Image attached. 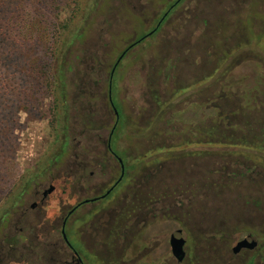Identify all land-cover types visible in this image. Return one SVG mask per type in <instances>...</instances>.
Wrapping results in <instances>:
<instances>
[{
	"label": "rangeland",
	"instance_id": "rangeland-1",
	"mask_svg": "<svg viewBox=\"0 0 264 264\" xmlns=\"http://www.w3.org/2000/svg\"><path fill=\"white\" fill-rule=\"evenodd\" d=\"M175 1L0 0V218L29 177L63 173L77 164L78 144L107 137L111 75L124 162L164 161L174 177L166 190L186 193L183 207L197 223L242 235L264 225L255 207L264 205V0H185L114 68ZM216 58L224 85L243 97L241 121L255 125L240 136L244 146L209 145L205 135ZM84 96L92 101L82 110ZM173 143L186 146L156 151Z\"/></svg>",
	"mask_w": 264,
	"mask_h": 264
},
{
	"label": "flooded vegetation",
	"instance_id": "flooded-vegetation-1",
	"mask_svg": "<svg viewBox=\"0 0 264 264\" xmlns=\"http://www.w3.org/2000/svg\"><path fill=\"white\" fill-rule=\"evenodd\" d=\"M85 87L86 95L92 86ZM85 99L82 110L92 101ZM107 101L114 123L104 140L97 135L96 142L78 144L76 165L29 177L20 187L15 206L0 218V264H264L263 224L242 235L226 223H197L196 213L183 207L186 193L166 190L174 177L164 161L124 162L116 150L120 120L110 86ZM166 146L186 145L156 151ZM255 204L264 212L262 201ZM243 241L247 245L238 247Z\"/></svg>",
	"mask_w": 264,
	"mask_h": 264
},
{
	"label": "trees",
	"instance_id": "trees-1",
	"mask_svg": "<svg viewBox=\"0 0 264 264\" xmlns=\"http://www.w3.org/2000/svg\"><path fill=\"white\" fill-rule=\"evenodd\" d=\"M210 1H214V0H210ZM232 4H229V6H231ZM174 9L175 6L171 8L169 6L168 10L166 11V13H164L162 18L165 17V15H168L167 17H169ZM262 14L263 17L261 21L264 23L263 10H262ZM161 19L159 20V22L156 24V26L153 28L152 31H150L146 35L140 36L136 41L130 44L121 53V55L125 56L129 52V50L141 44L148 37L155 35L167 20V19H162V20ZM223 56H227V54L223 53ZM207 57L209 58V54L207 55ZM119 62L115 63L114 68L118 66ZM215 62L216 63L213 65V67L209 68V79L214 78L215 75L217 79L215 81V84L213 85L214 87L213 91L209 93V130L205 135L206 137L209 138V145L222 146V147L241 146L243 145V142L240 136L244 137L245 134H247L248 137H251L254 134L253 132L255 131V127H254L255 125L253 124L252 119L247 121H241V117H240L241 112L243 111V108H246V106L244 107V104L242 103L243 97L237 96L236 98L235 95L236 91L233 90L230 91V89L229 88L227 89V86L224 85L225 81L223 80V78L225 76V73L221 72V68L223 67V65L221 64L224 63V59L220 58L218 60L216 58ZM219 72H221L220 75L218 74ZM111 81H112V76L110 75V83H109L110 87L112 83ZM108 94H109V87H108ZM236 99H238L239 101H236ZM204 130L206 131V129ZM252 145H255V142L248 143V147L249 146L252 147Z\"/></svg>",
	"mask_w": 264,
	"mask_h": 264
},
{
	"label": "water",
	"instance_id": "water-1",
	"mask_svg": "<svg viewBox=\"0 0 264 264\" xmlns=\"http://www.w3.org/2000/svg\"><path fill=\"white\" fill-rule=\"evenodd\" d=\"M247 243H248L247 241H243V242L239 243L238 247H242L244 245H247Z\"/></svg>",
	"mask_w": 264,
	"mask_h": 264
}]
</instances>
